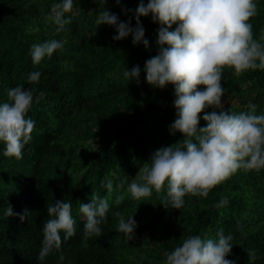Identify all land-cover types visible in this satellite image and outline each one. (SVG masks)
<instances>
[{"label": "trees", "instance_id": "trees-1", "mask_svg": "<svg viewBox=\"0 0 264 264\" xmlns=\"http://www.w3.org/2000/svg\"><path fill=\"white\" fill-rule=\"evenodd\" d=\"M51 2L0 0V101L18 83L40 97L28 112L36 125L22 157L3 155L0 143V264H38L46 207L55 199L72 200L77 227L75 235L63 240L65 260L58 262L54 251L45 264H161L164 252L187 235H214L217 228L233 235L226 258L237 264H264V168H240L207 196L186 194L181 209L163 206L164 190H153L150 197L139 200L124 192L125 199L110 208L101 225L103 232L84 235L79 203L88 202L93 192L105 194L100 182L110 170L131 179L154 149L175 142L181 133L168 130L175 118L171 83L164 88L151 86L143 70L139 83L123 76V68L139 65L143 69L144 61L156 54L159 25L151 14L140 17L149 40L145 48L132 44L131 34L113 40V26L96 25L102 0H74L72 11L65 13L70 22L56 33L46 18ZM138 2L121 0V5L134 10ZM104 7L120 20L132 16L115 0H106ZM250 22L259 37L264 31V0H257V14ZM130 23L135 24V19ZM51 37L65 38V46L33 65L31 44ZM35 69L41 73L39 80L27 81V73ZM221 84L225 109L239 111L251 100L257 112L264 111V69L237 75L232 67L224 66ZM210 110L211 106L198 115ZM204 124L201 119L199 125ZM92 139L96 150L89 149ZM221 196H228L229 203L216 207ZM7 204L15 213L26 209L24 219L4 216ZM115 208L125 217L132 213L137 221L129 241L115 230ZM246 249L256 250L254 261L248 260Z\"/></svg>", "mask_w": 264, "mask_h": 264}, {"label": "clouds", "instance_id": "clouds-1", "mask_svg": "<svg viewBox=\"0 0 264 264\" xmlns=\"http://www.w3.org/2000/svg\"><path fill=\"white\" fill-rule=\"evenodd\" d=\"M105 2L102 0L95 23L113 26V40L131 34L132 44L148 48L149 40L140 17L151 14V20L158 23L156 54L144 61L143 69L139 65L123 68V76L127 81L135 78L139 83L143 70L145 81L151 86L164 88L172 84L175 118L168 130L170 134L179 131L181 136L154 149L131 179L118 175V170H110L100 182L105 194L93 192L88 202L79 203L84 235L88 237L103 232L101 225L110 208L125 199L124 192L128 198L139 200L150 197L153 190L158 193L164 190L163 206L181 209L186 194L207 196L211 188L240 168H264V111L257 112V104L251 100L239 111L225 109L221 99L225 93L221 84L224 66L232 67L237 75L250 69H264V31L257 37L250 22V17L257 14V0H147V3L139 0L134 10L115 0L123 12L132 13L126 20H120L115 12L105 8ZM73 5L74 0H52L46 18L55 25L54 32L65 30L71 20L65 13L71 12ZM133 18L135 24L130 23ZM173 24L175 27H171ZM65 43V38L56 37L33 42L29 48L33 65L50 57L54 50L62 49ZM40 76L39 69H35L25 79L37 82ZM34 91L18 83L9 87L7 99L0 101V143L5 156L21 158L22 149L32 138L36 121L28 112L40 98ZM210 106L212 110L198 115ZM201 119L206 121L203 126L199 125ZM89 143L92 145L89 149L98 148L93 139ZM228 203L229 197L221 196L215 206ZM46 211L48 218L41 227L37 261L45 264L55 251L58 262H63V240L75 235L77 227L72 200L55 199ZM26 213V209L15 213L7 204L3 215L24 219ZM112 215L118 218L115 230L123 233L126 241L132 239L137 227L132 213L125 217L115 208ZM232 241L233 235L225 234L223 228H217L214 235L189 234L164 252L161 264H237L235 259L226 258ZM246 252L248 260L256 259L255 249Z\"/></svg>", "mask_w": 264, "mask_h": 264}, {"label": "rangeland", "instance_id": "rangeland-1", "mask_svg": "<svg viewBox=\"0 0 264 264\" xmlns=\"http://www.w3.org/2000/svg\"><path fill=\"white\" fill-rule=\"evenodd\" d=\"M222 99V98H221ZM222 101H223V104L225 103V100L224 99H222Z\"/></svg>", "mask_w": 264, "mask_h": 264}]
</instances>
